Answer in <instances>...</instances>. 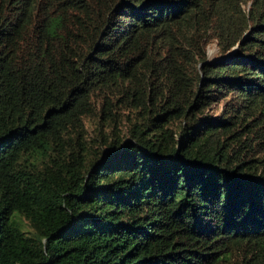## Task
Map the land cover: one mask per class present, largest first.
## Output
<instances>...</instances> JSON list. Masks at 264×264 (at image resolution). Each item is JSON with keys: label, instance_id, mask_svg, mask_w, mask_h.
I'll return each mask as SVG.
<instances>
[{"label": "trees", "instance_id": "obj_1", "mask_svg": "<svg viewBox=\"0 0 264 264\" xmlns=\"http://www.w3.org/2000/svg\"><path fill=\"white\" fill-rule=\"evenodd\" d=\"M0 264H264V0H0Z\"/></svg>", "mask_w": 264, "mask_h": 264}, {"label": "rangeland", "instance_id": "obj_2", "mask_svg": "<svg viewBox=\"0 0 264 264\" xmlns=\"http://www.w3.org/2000/svg\"><path fill=\"white\" fill-rule=\"evenodd\" d=\"M215 52H216V47L214 44H211L210 47L208 48L209 56H213Z\"/></svg>", "mask_w": 264, "mask_h": 264}]
</instances>
